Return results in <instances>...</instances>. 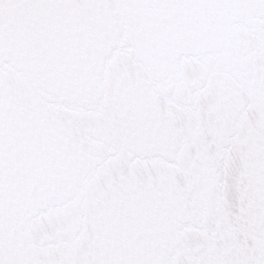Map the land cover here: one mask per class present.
I'll return each instance as SVG.
<instances>
[{"label":"snow or ice","instance_id":"snow-or-ice-1","mask_svg":"<svg viewBox=\"0 0 264 264\" xmlns=\"http://www.w3.org/2000/svg\"><path fill=\"white\" fill-rule=\"evenodd\" d=\"M0 264H264V0H0Z\"/></svg>","mask_w":264,"mask_h":264}]
</instances>
